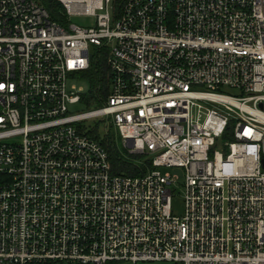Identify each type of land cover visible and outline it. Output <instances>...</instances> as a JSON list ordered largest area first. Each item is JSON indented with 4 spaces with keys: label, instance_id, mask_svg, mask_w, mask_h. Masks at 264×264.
I'll return each instance as SVG.
<instances>
[{
    "label": "built area",
    "instance_id": "obj_1",
    "mask_svg": "<svg viewBox=\"0 0 264 264\" xmlns=\"http://www.w3.org/2000/svg\"><path fill=\"white\" fill-rule=\"evenodd\" d=\"M92 119L151 169L113 174ZM138 262L264 264V0H0V264Z\"/></svg>",
    "mask_w": 264,
    "mask_h": 264
},
{
    "label": "trees",
    "instance_id": "obj_2",
    "mask_svg": "<svg viewBox=\"0 0 264 264\" xmlns=\"http://www.w3.org/2000/svg\"><path fill=\"white\" fill-rule=\"evenodd\" d=\"M52 20L63 23L62 6L56 2H46ZM88 83V92L81 95L80 104L87 110L101 108L109 95L110 72L106 64V53L103 49L95 50L89 69L78 75ZM104 123V122H101ZM88 136L98 141L107 151L113 174L123 176H142L150 168V161L141 155L130 154L123 146L119 134L108 126L103 135L99 132V123L90 128Z\"/></svg>",
    "mask_w": 264,
    "mask_h": 264
},
{
    "label": "rangeland",
    "instance_id": "obj_3",
    "mask_svg": "<svg viewBox=\"0 0 264 264\" xmlns=\"http://www.w3.org/2000/svg\"><path fill=\"white\" fill-rule=\"evenodd\" d=\"M71 22L74 24H77L79 26L87 27V26H93L94 25V18L92 17H86V16H76L72 17ZM74 86V92L82 94H86L88 92V83L83 79H77L73 81L70 84V87ZM71 112H87V109L82 104H77L75 106L70 107ZM104 123H99V132L101 135H103L106 131V128L109 126V124L105 120H102ZM96 120H89L88 123H85V125L89 128L94 127ZM164 171V170H162ZM178 173V172H177ZM179 174V173H178ZM184 209V201H183V190L181 187V183H178L177 185H174L172 187V197H171V211L172 214L176 217H180L183 214ZM119 264H129V263H119ZM136 264H175L173 262H138Z\"/></svg>",
    "mask_w": 264,
    "mask_h": 264
}]
</instances>
